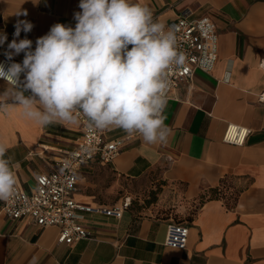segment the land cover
I'll return each instance as SVG.
<instances>
[{
  "label": "crops",
  "instance_id": "1",
  "mask_svg": "<svg viewBox=\"0 0 264 264\" xmlns=\"http://www.w3.org/2000/svg\"><path fill=\"white\" fill-rule=\"evenodd\" d=\"M146 4L164 25L178 16L210 19L218 35L217 61L210 74L196 72L169 96L164 110L166 143L147 144L120 128L101 130L121 142L107 164L80 170L76 202L112 206L121 199V179L162 182L174 191L175 211L189 230L185 250L165 245L170 217L140 215L129 208L120 220L87 215L88 239L57 243L58 229H39L29 220L0 215V264H264V0H133ZM80 0H0V60L15 38L36 40L56 23L75 27ZM26 12L27 15H17ZM17 20L33 24L14 37ZM24 53L11 62L22 63ZM9 61V60H7ZM24 77L22 78V80ZM8 85L0 80V93ZM25 95H30L25 92ZM11 103V101H8ZM86 118V117H85ZM227 124L248 128L246 143L222 142ZM81 137V123L41 127L19 108L0 111V143L16 165L17 184L27 192L35 177L54 169L62 151ZM222 198L210 197L221 182ZM234 195V201L231 199ZM130 198V197H129Z\"/></svg>",
  "mask_w": 264,
  "mask_h": 264
},
{
  "label": "clouds",
  "instance_id": "2",
  "mask_svg": "<svg viewBox=\"0 0 264 264\" xmlns=\"http://www.w3.org/2000/svg\"><path fill=\"white\" fill-rule=\"evenodd\" d=\"M78 6L75 27L56 23L36 40L34 50L27 38L8 44L7 60L20 53L24 59L7 67L0 63V79L8 85L0 93V111L19 108L41 127L77 123L82 114L90 128L115 127L138 133L147 144L166 143L167 74L186 62L175 31L133 0H80ZM14 27L19 37L33 24L17 20ZM6 40L0 34V46ZM7 153L0 143V201L5 202L14 197L17 184L16 165Z\"/></svg>",
  "mask_w": 264,
  "mask_h": 264
},
{
  "label": "built area",
  "instance_id": "3",
  "mask_svg": "<svg viewBox=\"0 0 264 264\" xmlns=\"http://www.w3.org/2000/svg\"><path fill=\"white\" fill-rule=\"evenodd\" d=\"M165 28H173L177 36V47L186 56L183 67L173 66L168 71V100L179 85L191 81L196 72L211 73L217 61L218 35L215 24L206 17L195 19L181 15L166 24ZM0 63L7 67L12 62L0 60ZM259 68L264 72V57L260 60ZM22 78L23 74L21 80ZM0 80L7 84L5 80ZM259 99L264 100V96ZM78 120L81 123L80 140L72 149L62 151V155L54 162V169L36 175L34 188L30 192L16 184L14 197L7 202L0 201V215L6 220H29L39 229L57 228V243L67 246L92 236L87 215L120 220L131 206L129 197L112 206L84 205L75 201L80 170L93 163H110L119 153L121 145L118 140L108 139L103 131L90 128L82 114L78 116ZM250 133L246 127L227 124L222 142L241 147ZM188 234V227L184 223L170 217L165 245L185 250Z\"/></svg>",
  "mask_w": 264,
  "mask_h": 264
},
{
  "label": "rangeland",
  "instance_id": "4",
  "mask_svg": "<svg viewBox=\"0 0 264 264\" xmlns=\"http://www.w3.org/2000/svg\"><path fill=\"white\" fill-rule=\"evenodd\" d=\"M119 194L113 196V199L118 200L124 196L130 197V209L140 215L156 214L162 217H173L177 219L175 202L177 199L174 196L172 189H167L163 195L164 188L162 182L147 181H129L121 179L119 182Z\"/></svg>",
  "mask_w": 264,
  "mask_h": 264
},
{
  "label": "trees",
  "instance_id": "5",
  "mask_svg": "<svg viewBox=\"0 0 264 264\" xmlns=\"http://www.w3.org/2000/svg\"><path fill=\"white\" fill-rule=\"evenodd\" d=\"M227 190V184L223 181L221 182L220 186L218 188H216L215 190H212V192L210 193V197L213 198H217L220 197L222 198L224 196V191ZM234 195L231 199H233L232 201H234ZM177 222H182L181 220H177ZM183 223V222H182Z\"/></svg>",
  "mask_w": 264,
  "mask_h": 264
}]
</instances>
